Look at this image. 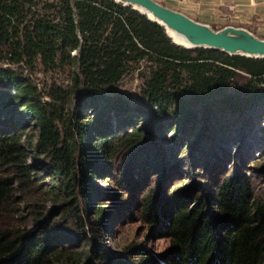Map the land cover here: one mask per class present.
I'll list each match as a JSON object with an SVG mask.
<instances>
[{"label":"trees","instance_id":"trees-1","mask_svg":"<svg viewBox=\"0 0 264 264\" xmlns=\"http://www.w3.org/2000/svg\"><path fill=\"white\" fill-rule=\"evenodd\" d=\"M35 59L46 70L69 67L67 88L41 93L10 67ZM140 64L141 101L130 105L107 86ZM262 103L264 58L179 47L160 25L113 0H0V264H264V199L235 166L204 194L142 192V217L169 244L157 257L127 246L132 262H112L95 242L112 212L91 203L90 183L117 166L119 181L135 173L143 183L160 163L164 124L172 140H183L200 114L197 139L207 138L223 128L224 114ZM16 111L36 127L35 143L27 141L46 187L26 163ZM30 190L59 203L57 217H43V200L26 199ZM21 201L34 229L19 223Z\"/></svg>","mask_w":264,"mask_h":264},{"label":"rangeland","instance_id":"rangeland-1","mask_svg":"<svg viewBox=\"0 0 264 264\" xmlns=\"http://www.w3.org/2000/svg\"><path fill=\"white\" fill-rule=\"evenodd\" d=\"M155 1L180 11L196 21L203 23H207L204 22L206 20L213 21L207 23L213 29H220L230 23L227 12L223 11L226 9L225 5L217 3L218 0L217 2L215 0ZM211 17L216 19L213 20ZM240 27L248 29L257 37L264 38L263 22L255 21L253 24H243ZM10 67L16 70L27 83L44 94L52 85L62 89H66L69 85V67L46 70L37 59L31 66L19 63L11 64ZM143 76H145V66L143 64L134 66L128 69L115 85L107 86V90L120 94L130 105H135L141 101L140 89ZM84 114L87 117L91 116L88 111ZM14 117L22 122L21 143L26 151V163L32 166L40 187L41 185L46 187L50 179L45 168L41 166V157L32 151L29 152L32 147H29L27 141L29 137L31 145L35 143L36 127L32 120L23 118L20 111H16ZM220 118L223 128H219L218 131L216 129L212 131L211 136L200 139H197V133L204 125L203 116L200 114H196L194 131L183 140L178 138L172 140L173 132L166 129L167 125L164 124L160 133H156V138L162 135L159 142L160 163L157 169L148 170L147 181L143 183L139 182V179L136 180L135 173L131 174L132 177H127L124 182L119 181L120 171L117 169L119 166L112 168L110 172L102 171L95 177H91L90 183L95 191L91 203L101 204L104 209L112 212L110 218L104 222L102 240L95 239V242L110 256L112 262L119 259L134 261L135 257L127 249L130 245H142L153 257L163 254L168 248V239L158 233L155 228L149 227L142 217L140 197L141 193L148 192V189L165 196L172 191L181 190L204 194L206 191H214L219 180L230 175L235 166L248 177L254 197L264 199V103L255 105L242 114L226 113ZM136 123L139 125L141 120ZM163 129H166L164 134H162ZM123 163L120 167H123ZM131 180L137 181L138 186L129 187L134 183ZM34 192L30 190L26 199H37L39 203L43 200L42 216L47 219L57 217L59 209L56 207L59 203H55L51 198L42 199L40 195L37 197L34 195L37 192ZM186 199L189 205L191 199ZM23 204L21 201L16 205L19 207L18 215L21 218L19 223L26 222L28 229H34L35 225L30 220L31 213ZM13 223L16 225L17 222ZM90 241L94 242V238L90 237ZM73 246L77 251L83 248L79 242L73 243Z\"/></svg>","mask_w":264,"mask_h":264},{"label":"water","instance_id":"water-1","mask_svg":"<svg viewBox=\"0 0 264 264\" xmlns=\"http://www.w3.org/2000/svg\"><path fill=\"white\" fill-rule=\"evenodd\" d=\"M113 1L129 6L150 21L160 25L168 38L167 29L180 35L188 44L182 46L183 48H210L223 51L229 55L264 58V38L257 37L244 27L226 25L220 29H213L209 24L196 21L186 14L166 7L155 0ZM133 5L140 6L143 10L148 11L151 17L137 10Z\"/></svg>","mask_w":264,"mask_h":264},{"label":"crops","instance_id":"crops-1","mask_svg":"<svg viewBox=\"0 0 264 264\" xmlns=\"http://www.w3.org/2000/svg\"><path fill=\"white\" fill-rule=\"evenodd\" d=\"M215 2H217L215 0ZM219 4L225 5L229 25L242 26L243 24H253V22H263L264 24V0H218ZM221 15H225L221 13ZM220 17V16H219ZM218 18V17H217ZM215 20L216 17H211ZM211 23L213 21L206 20Z\"/></svg>","mask_w":264,"mask_h":264},{"label":"bare ground","instance_id":"bare-ground-1","mask_svg":"<svg viewBox=\"0 0 264 264\" xmlns=\"http://www.w3.org/2000/svg\"><path fill=\"white\" fill-rule=\"evenodd\" d=\"M133 7L139 11L144 12L148 17H151V14L148 11L143 10L140 6L133 5ZM166 32H167V35L169 36V38L171 39V41L173 43H175L176 45H179V46H187L188 45L187 42L180 35L175 34L173 31H171L169 29H167Z\"/></svg>","mask_w":264,"mask_h":264}]
</instances>
